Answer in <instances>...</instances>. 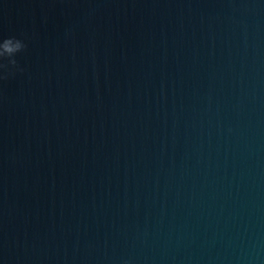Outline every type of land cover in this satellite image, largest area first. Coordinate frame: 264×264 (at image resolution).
Listing matches in <instances>:
<instances>
[{"label": "water", "instance_id": "obj_1", "mask_svg": "<svg viewBox=\"0 0 264 264\" xmlns=\"http://www.w3.org/2000/svg\"><path fill=\"white\" fill-rule=\"evenodd\" d=\"M10 36L0 264H264V0H0Z\"/></svg>", "mask_w": 264, "mask_h": 264}, {"label": "clouds", "instance_id": "obj_2", "mask_svg": "<svg viewBox=\"0 0 264 264\" xmlns=\"http://www.w3.org/2000/svg\"><path fill=\"white\" fill-rule=\"evenodd\" d=\"M26 49L25 39L15 36L0 39V81L8 80L10 77H14L17 72L24 71L19 66L16 57Z\"/></svg>", "mask_w": 264, "mask_h": 264}]
</instances>
